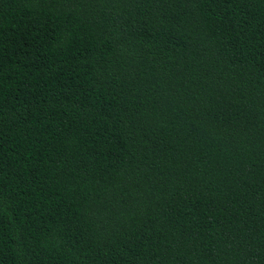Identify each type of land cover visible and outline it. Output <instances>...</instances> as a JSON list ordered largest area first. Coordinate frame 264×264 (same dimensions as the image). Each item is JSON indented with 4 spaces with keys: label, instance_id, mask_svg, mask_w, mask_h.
<instances>
[{
    "label": "trees",
    "instance_id": "obj_1",
    "mask_svg": "<svg viewBox=\"0 0 264 264\" xmlns=\"http://www.w3.org/2000/svg\"><path fill=\"white\" fill-rule=\"evenodd\" d=\"M0 264H264V0H0Z\"/></svg>",
    "mask_w": 264,
    "mask_h": 264
}]
</instances>
